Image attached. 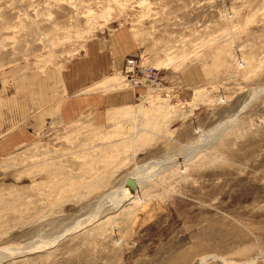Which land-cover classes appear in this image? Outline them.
Segmentation results:
<instances>
[{"label":"rangeland","instance_id":"rangeland-1","mask_svg":"<svg viewBox=\"0 0 264 264\" xmlns=\"http://www.w3.org/2000/svg\"><path fill=\"white\" fill-rule=\"evenodd\" d=\"M0 264H264V0H0Z\"/></svg>","mask_w":264,"mask_h":264},{"label":"crops","instance_id":"crops-1","mask_svg":"<svg viewBox=\"0 0 264 264\" xmlns=\"http://www.w3.org/2000/svg\"><path fill=\"white\" fill-rule=\"evenodd\" d=\"M119 39L120 35L112 39V51L109 55V60L106 58H102V55L99 56V54L96 53L97 50L95 51V48L92 47V45L89 46L88 60L81 59L80 61H77L70 66V68L65 72L64 76L62 77L64 85L66 87H73L77 84L86 85L88 83L93 82L92 85H88L86 88L83 89V91L79 92L80 97L83 96L81 95V93L85 91L90 92L101 88L107 89V87H112L111 80L114 77L113 73L121 70L124 64V60H119V57L126 52V49H128V46L126 44L124 45V43L121 44ZM110 71L113 72L107 74ZM102 98L104 97L102 96ZM131 98L132 96L129 92H119L112 94L107 100L101 99L99 103L100 107H105V104H108L109 102H111L109 103V106L113 104H123L129 102Z\"/></svg>","mask_w":264,"mask_h":264},{"label":"bare ground","instance_id":"bare-ground-1","mask_svg":"<svg viewBox=\"0 0 264 264\" xmlns=\"http://www.w3.org/2000/svg\"><path fill=\"white\" fill-rule=\"evenodd\" d=\"M126 69H128L131 73L128 77V81L133 85L140 84L142 82V80L153 81V79H149V73H150L151 69H153L154 72L156 71L155 73L157 76L159 74V71L155 67H148V68L146 66L144 67L141 59H138V58H128L126 60ZM139 71H141V72H139ZM148 87H149L148 95H151V93L155 91V87H154V85H149ZM163 106L162 107H160V106L156 107V109L161 110V108H163ZM151 108H152V104H151ZM151 111H152V109H151ZM112 113H113V122L115 124H124V123H127V122L134 120V118L138 115V107L135 104L134 105H116L115 107H113ZM221 125H223V123H218L216 126H214L212 129H210L207 133H205L201 137L203 139L205 137L207 138V136H210L211 133H214L216 130H218V128ZM121 130H122L121 128L115 127V128H113L112 132L113 133H119Z\"/></svg>","mask_w":264,"mask_h":264},{"label":"built area","instance_id":"built-area-1","mask_svg":"<svg viewBox=\"0 0 264 264\" xmlns=\"http://www.w3.org/2000/svg\"><path fill=\"white\" fill-rule=\"evenodd\" d=\"M128 62V61H127ZM130 62V61H129ZM131 63V62H130ZM141 72V71H139ZM149 79H153V81H157V75L156 73L154 72L153 69L150 70V73H149Z\"/></svg>","mask_w":264,"mask_h":264}]
</instances>
